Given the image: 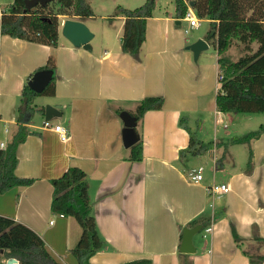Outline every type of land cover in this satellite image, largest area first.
<instances>
[{"label": "crops", "instance_id": "0c3cea01", "mask_svg": "<svg viewBox=\"0 0 264 264\" xmlns=\"http://www.w3.org/2000/svg\"><path fill=\"white\" fill-rule=\"evenodd\" d=\"M5 10L0 4V25ZM59 18L55 47L0 30V151L20 123L25 84L51 54L56 59V93L34 98V112L25 122L31 133L17 152L16 174L34 182L0 193V215L35 230L59 262L79 264L72 249L81 238V225L74 216L51 209L52 180L77 166L88 175L98 229L106 241L105 248L90 258L91 264L140 260H150L148 264H250L248 254L258 259L264 256V131L249 142L234 141L259 130L264 113L218 109L219 54L215 50L214 61H202L211 44L215 46L216 40L208 38L212 24L207 34L190 39L188 28L172 23L176 19L178 25L185 19L154 15L147 20L146 40L134 56L122 50L124 16H118V30L114 36L107 34L108 40L102 33L93 43L97 32L91 29L94 37L89 48L65 37L63 23L70 17ZM73 19L87 24L85 18ZM199 40L204 43L195 53L191 45ZM238 45L240 54L231 59ZM257 46L253 43L252 48ZM246 53L237 41L225 56L236 61ZM146 96H162L164 104L138 120L143 157L132 160L131 148L123 143L120 112H135ZM47 104L61 112L50 121L69 130L68 141L37 122L41 117L45 122ZM184 113L198 120L202 135L212 117L214 140L198 153L212 155L214 177L209 181H205L203 166L199 181L191 178L196 168L184 166V157L192 153L189 132L180 123ZM219 128L224 131L221 136ZM198 141L200 147L207 145L202 138ZM251 152L252 166L248 165ZM216 174L222 175L219 183ZM222 183L229 184L228 192L208 193V187ZM198 224L202 229L193 237L196 251L181 252L183 229ZM233 226L240 237L237 242ZM10 259L0 250V264H14Z\"/></svg>", "mask_w": 264, "mask_h": 264}, {"label": "trees", "instance_id": "16d2710c", "mask_svg": "<svg viewBox=\"0 0 264 264\" xmlns=\"http://www.w3.org/2000/svg\"><path fill=\"white\" fill-rule=\"evenodd\" d=\"M26 0H14L2 14L0 30L3 34L29 41L57 46L60 36L59 15L80 18L94 15L88 0H55L46 5H38L35 10L26 9ZM177 15L183 19L187 12L184 0H176ZM194 8L201 18L211 19L212 29L209 39H215L219 54L221 79L216 104L224 112H262L264 113V1L263 0H193ZM53 4L57 10L53 9ZM155 0H147L142 6L129 9L122 7L116 16H124L125 26L122 37L123 52L137 56L146 40L148 18L154 16ZM239 41L247 53L236 61L225 56L226 51ZM257 43V49L252 48ZM56 68L55 55L51 54L47 63L38 68ZM56 76L42 93L34 91L28 83L22 92V104L19 107L20 123L6 146L0 151V193L15 186H27L33 178L20 177L15 170L18 165V147L31 133L25 122L30 121L34 112L33 101L38 95L56 93ZM162 96H146L137 105L132 114L141 120L151 109H161ZM180 123L184 124V118ZM190 141L188 150L199 153L209 148L201 145L195 133L186 125ZM264 131L259 130L235 142H249ZM198 144V146H197ZM143 143L137 142L131 147L130 159L141 160ZM248 165H253L252 152ZM54 191L51 209L55 213L74 216L82 227V235L72 249L79 264H91L90 258L105 248L106 241L99 232L98 224L89 193L87 173L77 166L70 167L60 177L52 180ZM196 222L195 220L193 223ZM235 241L240 237L232 227ZM0 250L5 256L16 258L20 264H63L48 250L45 240L35 230L11 217L0 215ZM250 264H261L264 256L256 258L249 255ZM150 260H140L132 264H148Z\"/></svg>", "mask_w": 264, "mask_h": 264}, {"label": "rangeland", "instance_id": "374dc122", "mask_svg": "<svg viewBox=\"0 0 264 264\" xmlns=\"http://www.w3.org/2000/svg\"><path fill=\"white\" fill-rule=\"evenodd\" d=\"M11 0H0V4L4 9H8L10 5ZM147 0H88L90 7L92 8L94 15L90 17H85V21L87 22V25L90 29L95 30L97 32V36L94 39L93 43H97L99 40V35L102 33L106 34V40L107 34H112L114 36L115 32L118 30V26L120 23V20L118 19V16H116L122 7L129 8V9H135L143 4L146 3ZM264 1V0H263ZM53 9L57 10V7L55 4H53ZM196 11V10H195ZM154 15L157 16H170L176 18L177 15V2L176 0H155V7H154ZM69 16V15H67ZM70 18L73 16H69ZM197 17L201 20V25L198 28L192 29L189 22L186 20H182L181 24H176V19L174 21L172 20L173 26H176V28L184 29L188 28L190 31V34L188 38H192L195 35L198 34H207V32L211 28V23L209 20H206L205 18ZM123 35V33H120V35ZM182 36L184 34H181ZM216 46L211 44L209 50L207 51V54L202 58V61H214V53H215ZM237 51V54H231V57H236L234 55L240 54L239 52V45L235 46V53ZM232 59V58H231ZM195 61V60H194ZM198 63V62H196ZM210 63V62H207ZM43 95L36 96L37 99H41L44 97ZM190 113H184V118L186 125L190 126L195 133V137L197 139L202 138L206 144H210L211 141L214 140V127H211L213 125L212 123V117L210 122H206L207 129L206 134L202 135L199 131L198 126V120L196 118H189ZM197 117V116H196ZM123 121V120H122ZM37 122L41 123L42 126L44 125V119L38 118ZM182 125V124H181ZM184 127V125H182ZM185 128V127H184ZM257 128V127H254ZM219 133L217 135L221 136L224 134V131L222 128H219ZM198 146V144H197ZM184 156V155H183ZM185 161V168L187 169H193V168H199L200 166L204 167V175H205V181H209L213 179L214 177V170L212 169V155H199L197 153H190L189 155H186L183 159ZM215 178L217 179L218 183L221 182L222 175L216 174Z\"/></svg>", "mask_w": 264, "mask_h": 264}, {"label": "water", "instance_id": "95a60500", "mask_svg": "<svg viewBox=\"0 0 264 264\" xmlns=\"http://www.w3.org/2000/svg\"><path fill=\"white\" fill-rule=\"evenodd\" d=\"M55 0H26V9L35 10L38 5H46ZM194 6V3L192 2ZM180 22V20H177ZM62 33L67 37L74 45L84 46L85 48L90 47V41L94 37L93 31L88 25L78 19L67 18L62 27ZM204 43L203 40H199L198 43L191 45V48L195 53L200 48V44ZM54 76L53 69H42L34 73L31 79L28 81V85L36 92L42 93L45 88L50 84ZM61 115L60 111L49 104L45 108V119L50 120L54 116ZM120 117L123 120L124 128L122 130L123 143L126 148H131L137 142L140 141V135L137 131L138 118L128 110H122ZM202 229V225L198 224L192 227H185L182 231V240L180 244V251L184 253H192L196 251L193 244L194 235ZM16 258H11L10 263L17 262Z\"/></svg>", "mask_w": 264, "mask_h": 264}, {"label": "built area", "instance_id": "2783aa9c", "mask_svg": "<svg viewBox=\"0 0 264 264\" xmlns=\"http://www.w3.org/2000/svg\"><path fill=\"white\" fill-rule=\"evenodd\" d=\"M184 2L187 5V12L186 15L183 19L189 22L191 27H198L201 24V20L197 17V12L195 11L194 6L192 5L193 0H184ZM45 127H52L56 132H58L59 137L62 141H68L70 138V133L69 130L64 127L63 125H54L52 126L50 120H45L44 122ZM4 146V143H2ZM203 168H196L192 171L191 173V178L192 180L199 181L203 179V173H202ZM230 190L229 184L222 183L218 185H212L207 188V191L210 195H216L218 194H224ZM16 264L15 262H13Z\"/></svg>", "mask_w": 264, "mask_h": 264}]
</instances>
